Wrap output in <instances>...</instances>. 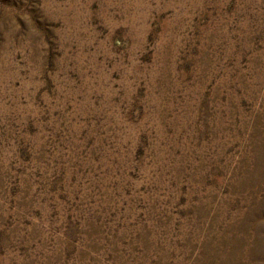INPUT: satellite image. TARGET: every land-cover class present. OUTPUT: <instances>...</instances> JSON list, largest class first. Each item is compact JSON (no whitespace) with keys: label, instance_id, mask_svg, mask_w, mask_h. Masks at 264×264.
<instances>
[{"label":"rangeland","instance_id":"374dc122","mask_svg":"<svg viewBox=\"0 0 264 264\" xmlns=\"http://www.w3.org/2000/svg\"><path fill=\"white\" fill-rule=\"evenodd\" d=\"M0 264H264V0H0Z\"/></svg>","mask_w":264,"mask_h":264}]
</instances>
